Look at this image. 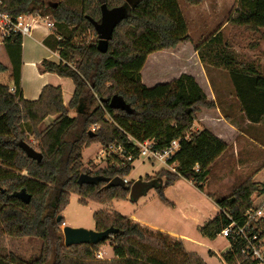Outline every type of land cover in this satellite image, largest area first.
Masks as SVG:
<instances>
[{
	"label": "trees",
	"instance_id": "1",
	"mask_svg": "<svg viewBox=\"0 0 264 264\" xmlns=\"http://www.w3.org/2000/svg\"><path fill=\"white\" fill-rule=\"evenodd\" d=\"M183 1L198 6L206 0ZM0 2V12L13 17L49 14L41 0ZM103 6L127 8L106 53L97 49L96 39H76L82 34L87 36L89 29L97 34L91 19L100 20ZM53 17L55 35L48 41L58 49L61 59L44 60L42 65L46 72L73 81L75 91L67 105L61 87L53 85H46L37 100L23 98V38L13 34L4 41L13 64L16 92L11 93L9 86L0 84V227L11 239L27 237L41 246L28 261L0 250V264H206L197 253L186 251L182 240H172L166 233L142 227L114 210L99 209L94 213L95 230L114 229L98 244L66 247L61 232L64 218L60 211L69 204L71 192L78 193L83 204L89 200L107 204L128 199L131 183L111 187L107 183L131 173L138 155L133 139H155L159 148L181 140L180 150L171 159L178 164L177 173L162 169L157 174V179L165 176L168 185L185 178L202 188L216 159L228 150V145L209 130L193 131L196 114L202 108H217L194 77L182 74L153 87L142 82L141 70L149 54L191 40L180 0H82L80 9L59 4L53 8ZM229 24L233 31L230 38L216 31L196 44L195 50L203 64L229 71L246 119L264 125V75L256 62L234 52V45L239 42H247L246 48L250 50L260 49L264 42V0H238ZM69 26L74 29L68 33ZM6 70L0 62V73ZM114 95L123 97L132 112L112 108L110 99ZM71 110L77 114L71 116ZM49 116L55 119L40 130L39 125ZM26 125L31 127L34 143L27 137ZM188 133L191 138L186 141L183 137ZM21 141L42 153V160L30 158ZM94 143H121L126 146V156L132 159L114 156L106 167L93 171L84 166L83 149ZM83 173L105 180L79 184ZM156 187L163 194L164 188ZM21 191L31 196L28 204L18 197ZM256 193H264V184L248 177L237 182L230 194L214 198L223 211L202 228V233L209 239L217 238L230 223L225 213L242 223L245 212L254 205L252 196ZM260 229V238L264 239V223ZM107 241L113 248V257L100 260L96 252ZM225 258L228 264H260L246 259L237 248Z\"/></svg>",
	"mask_w": 264,
	"mask_h": 264
},
{
	"label": "rangeland",
	"instance_id": "2",
	"mask_svg": "<svg viewBox=\"0 0 264 264\" xmlns=\"http://www.w3.org/2000/svg\"><path fill=\"white\" fill-rule=\"evenodd\" d=\"M41 1L44 4L43 6L47 9L49 13L48 16L51 20H54L53 8L61 3L73 9H80L82 6V0ZM207 1H209L208 3L212 8L215 7L213 2L214 0ZM180 5H182L183 7V10L185 12L183 13L187 22L191 20L190 26L193 30L192 35L194 37L192 40L194 41V44H198L201 42V38L208 37L210 33L205 32L202 36H200L201 34L198 33V35L197 29L195 27V22L192 23L193 12L189 13L188 11V8L190 6H188V4L183 0H180ZM66 28V31H68V33L69 31H72L74 29L73 26H69ZM88 31V39H90L92 35V40H98L97 34L94 35V32H91L90 29ZM87 36H85V34H82L77 36L76 39H85L86 41ZM33 42H35L34 39L27 36L24 37V47L26 48L27 53L36 51L34 47H31V44ZM186 45H184L185 47L181 50H176V52L167 50L152 53L147 60V63L141 70L144 79L143 83H147L149 86H154L158 83L170 82L173 78H176L181 73L194 71L198 75L199 81L208 92L209 89L200 70H198L197 67H193L191 63H185L184 60H190V56L186 58L185 56L182 57L179 54H185V52H187L189 45ZM246 45L247 42H239V47L240 49H242V51H248ZM261 52L264 53V43ZM241 55L247 57L244 53H242ZM0 58L2 59V57ZM248 58L250 60L256 61L258 59L264 64V54L261 56V54L259 55L258 52H255L252 55H249ZM160 63H164L165 68L167 67V69L163 68L160 71H167V74L156 72V69L161 65ZM219 77L220 75H217L216 77L214 75L212 76L213 86L220 95V100L222 99V101H226L225 99L227 98V95L223 94V84L222 80H219ZM233 107L237 109L234 105ZM221 108H223V110L221 111H225V113L230 112L228 106H222ZM212 110L214 109H201L196 114L195 124L193 128L195 130H198L197 128H200L201 130L205 128V126H203V124H201L199 120V118H202L205 124L211 127L216 132V134L218 133L221 137L225 138V141L230 143L231 147L216 159L214 170L209 175L204 190H202V188H200L196 182L187 180L185 178H179L173 184L168 185L165 176H161L160 179H157V174L159 173V171H161L162 169L166 170L163 164L158 161L149 160L145 157H140L133 162L131 173L124 179L127 181L125 182V184L131 183V185H133V183L136 181L145 182L147 180H150L149 182H147L149 186L146 189H144L135 198L130 197L129 194V197L126 200H113L112 202L107 204H101L92 200H89L87 204H83L80 201L81 197L79 196V194L76 192H71L69 204L60 211V214L63 216L65 222V225H63V223L61 224L62 234L63 229L66 226L94 230L96 227L94 213L99 209H109L118 211L128 217L135 216L139 222L158 227L160 229H163L164 231L179 236L177 237L170 235L172 240H183L185 250L188 252L197 253L205 260L207 264H227L225 262L226 260H224L226 259L225 255H223L222 252L219 253L220 249H222V247L226 244L227 240L219 236L216 240L209 239L202 233V228L206 226L208 222L219 215L218 206L216 205L215 201H213L214 198L223 197L230 194L233 186L237 182L248 177H253L256 174H258V176L255 177V180L262 181V184H264V150L262 148H259L258 146H255L256 148H258L255 149L252 154H242L243 150L237 154L235 152L234 144L235 141L239 142V139H235V131L233 130L231 125L223 122L218 118V112H212ZM76 114V110L70 111L71 116H75ZM54 119L55 116L47 117L39 125L40 130H44L45 128H47ZM25 130L29 131L27 133L29 141L34 143L30 125H26ZM251 132H254L258 134L259 137L264 138V125ZM251 132H248L250 136L253 135V133ZM104 147L105 146H102L99 143H94L89 147H85L83 149L84 166L90 168L93 171L99 168L106 167L114 158H103L101 156L100 153L102 152ZM250 160L255 162L252 166L248 167V169H243L241 171L236 169V166L238 164H240L241 166V164L250 162ZM223 169L225 170L221 171ZM220 173L230 175V178H228L227 181H225V179L220 180ZM157 185H161L164 188L163 194L158 191L156 187ZM144 227L148 228L146 226ZM149 229L153 230L152 228ZM40 246V242L29 240V238L27 237H23L20 239H11L8 236L4 235L0 227V250L2 252H5L6 254L15 253L16 256H18L23 261H28L33 255L39 252ZM112 250V246L107 241L104 245L98 248L96 256L100 260L111 259L113 257ZM212 250L217 253L212 252ZM98 255H102V257L99 258ZM220 255L223 258H221Z\"/></svg>",
	"mask_w": 264,
	"mask_h": 264
},
{
	"label": "crops",
	"instance_id": "3",
	"mask_svg": "<svg viewBox=\"0 0 264 264\" xmlns=\"http://www.w3.org/2000/svg\"><path fill=\"white\" fill-rule=\"evenodd\" d=\"M208 2L209 1L206 0L203 4L198 5V6H191L188 4V6H190L188 8L189 13L193 12L192 23L195 22L197 34L200 33L201 34L200 36H202L205 32H208V33H210L209 36H211L216 31H219V32L222 31L226 38L227 37L230 38V33H232L233 31H232L231 25L229 24V19L233 15V13L235 12V10L237 8L238 0H214L213 1L214 5H215L214 8H212ZM180 6H181L182 12H184L182 5H180ZM190 21L191 20H189L188 23H189V35L191 37V40L179 44L176 48L165 49L162 51L171 50L172 52H176V50L179 51L185 47L184 45L188 44L189 47L187 49V52H185V54H183V53L182 54L179 53V54L182 57L185 56L186 58L188 56H190V60H184L185 63H191V65H193V67H197L198 70H200V72L203 74V77L205 79V83H206L209 91L207 92L205 90L202 83L199 81L198 75L194 71H188L187 73H181L179 76H177L176 78H173L171 81L179 78L182 74H188V75L195 78L196 82L200 85V87L206 93L208 99L216 102L217 108L212 110V112L213 111L218 112V118L221 119L223 122H226L229 125H231V127L235 131V133H236L235 139H239V142L235 141V144H234L235 152L237 154L240 153L242 150H243L242 154H246V155L252 154L254 152V150L257 149L258 147L262 148L264 150V142H263L264 138L259 137V135L254 133V132H251V131L257 130L262 125L252 124L251 122H249L246 119L245 114L241 111L240 105L238 103V99L235 96V89H234L229 71L227 69L222 68V67H216L213 65L203 64L201 62V60L199 58V54L195 50L196 44H194V41L192 40L194 37L192 35L193 30L191 29ZM35 34H36V36H35ZM54 35L55 34H54L53 28H48L46 25H42V26L34 29L31 36H27V37H30V38L35 40V42H33L31 44V47H34L36 51L31 52V53H27V50L24 47L25 43H24V38H23V42H22V70H21L20 86H21L23 98L26 100H30V101L39 99L41 92L46 85L59 86L62 89L64 104L67 105L69 103V101L71 100V98L73 97V94L75 91V86H74L73 81L70 78L59 76L56 73L46 72L43 69V65H42V62L44 60H52L55 62H59V60L61 59L58 49L51 47V45L49 44V41H48L50 39V37L54 36ZM208 37H204V38L200 37V38H201V41H204ZM263 43L264 42L261 43L260 49H258L256 51L250 50L248 48H247L248 51H244V50L242 51V49H240V47H239V44H235L234 45V52H235V55H238V56L241 55L242 53H244L247 56V57H245V59H247L248 61L256 62L259 65L258 68H259L260 72L264 75V64L262 63V61H260L258 59H257V61L256 60H250L248 58L249 55H252L255 52H258V54L259 55L261 54V56H262L264 54L263 52H261L262 48H263ZM40 46H42V47H40ZM151 54H149L147 60L149 59ZM0 57H2V59L0 58V62L7 67V70L5 72L0 73V84L7 85L9 87L15 86L14 79H13V64H12L10 56L7 52V48H6L5 43H0ZM57 59H59V60H57ZM146 63H147V61H146ZM160 64L161 65L156 69V72H161L160 70H162L163 68L167 69V67L165 68L164 63H160ZM161 73L167 74V71L166 72L162 71ZM213 75L215 77L217 75H220L219 80H222L223 94L227 95V98L225 99L226 101H222V99L220 100V98H221L220 95L214 89L213 80H212ZM5 80H6V82H5ZM143 80L144 79H143V75H142V82H143ZM164 83H169V82H164ZM144 84L147 87H153V86H149L147 83H144ZM158 84H161V83H158ZM158 84H155V85H158ZM233 105L237 109H235L233 107ZM222 106H224V107L228 106L230 109V112L225 113V111H221V110H223V108H221ZM202 109H204V108H202ZM203 119H205V118H203ZM199 120H200V123L203 124V126H205V128H203V129L209 130L214 135H216L218 138L223 140L228 145V149L231 147L230 143L226 142L225 138L221 137L218 133L216 134V132L211 127H209L207 124H205V122H204V120H202V118L201 119L199 118ZM197 129L201 130L200 128H197ZM198 130H195L193 128V131H198ZM248 132L253 133V135L250 136L248 134ZM255 146H258V147L256 148ZM254 162L255 161L250 160V162H245V163L241 164V166H240V164H238L236 166V169L240 170V171L243 169L246 170V169H248V167L252 166ZM248 164H250V165H248ZM224 170L225 169H223L221 171H224ZM219 176H220V180L225 179V181H227L228 178H230V175L223 174V173H220ZM256 176H258V174L253 176L254 180L256 179L255 178ZM255 181H257V180H255ZM257 182L263 183L262 181H257ZM205 184H206V181L203 183L202 190H204ZM260 194L261 193H256L253 195L254 201L259 200ZM213 201H214V199H213ZM222 211L223 210L218 206V212H219L218 214H220ZM129 217L134 222L140 224L142 227L146 226L148 228H152L154 231L157 230V231H161L163 233H166L168 235L177 236L175 234H171L167 231H164L163 229H160L158 227L139 222L135 216H129ZM177 237H179V236H177ZM216 239L217 238H215L213 240H216ZM226 247H228L227 241H226V244L222 247V249H220L219 253L224 251L226 249ZM212 252L217 253L213 250H212ZM221 258H223V257L221 256Z\"/></svg>",
	"mask_w": 264,
	"mask_h": 264
},
{
	"label": "built area",
	"instance_id": "4",
	"mask_svg": "<svg viewBox=\"0 0 264 264\" xmlns=\"http://www.w3.org/2000/svg\"><path fill=\"white\" fill-rule=\"evenodd\" d=\"M42 25L53 28L54 21L49 16L23 14L13 17L7 12H0V42L3 43L13 34H20L22 38L31 36L33 30ZM90 40H92V35L90 39L87 36L86 42ZM10 92H16L15 86L10 87ZM190 138V133L183 137L186 141L190 140ZM133 140L138 152L137 158L145 157L149 160L158 161L163 164L166 170L177 173L178 164L171 162V159L181 148L180 139L173 140L168 146L163 148L157 147L155 139ZM126 153L127 149L123 144L110 143L103 148L100 154L103 158L118 156L131 160L132 157L130 155L126 156ZM196 169L198 170V167ZM125 182L127 181L125 180ZM225 214L230 223L218 235L228 241V247L222 251V254H232L237 248L246 259L264 263V239L260 238V225L264 223V193H261L259 200L254 201V205L247 209L242 223L234 220L228 213ZM63 225H65V222H63ZM98 257L100 258L102 255H98Z\"/></svg>",
	"mask_w": 264,
	"mask_h": 264
},
{
	"label": "water",
	"instance_id": "5",
	"mask_svg": "<svg viewBox=\"0 0 264 264\" xmlns=\"http://www.w3.org/2000/svg\"><path fill=\"white\" fill-rule=\"evenodd\" d=\"M127 8L126 7H114L108 8L107 6H103L101 8V18L99 21L91 19L95 31L97 33L98 41H97V49L106 53L109 48V41L113 37V33L118 23L126 16ZM110 106L115 109H122L127 111L128 113L132 112L131 106L124 100L123 97L119 95H114L110 99ZM20 145L22 149L27 153V155L36 160L41 161L43 158L42 153L37 151L33 146L28 144L25 141H21ZM105 180L102 176H91L88 174H81L78 178L79 184L83 183H98L100 181ZM117 185H125V180L120 177H115L107 183L108 187L117 186ZM149 186L147 182L144 181H136L130 187V197H137L144 189ZM18 197L21 198L24 203H29L31 200V196L27 194L25 191H21L18 193ZM61 216L57 217V221H60ZM114 232L113 228H109L105 231H97V230H89L85 228H73L66 226L63 229L64 235V245L66 247H70L72 245L77 244H98L100 241L107 239Z\"/></svg>",
	"mask_w": 264,
	"mask_h": 264
}]
</instances>
